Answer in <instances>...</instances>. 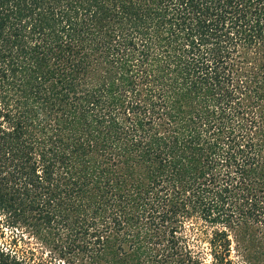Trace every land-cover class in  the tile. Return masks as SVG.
<instances>
[{"label": "trees", "instance_id": "obj_1", "mask_svg": "<svg viewBox=\"0 0 264 264\" xmlns=\"http://www.w3.org/2000/svg\"><path fill=\"white\" fill-rule=\"evenodd\" d=\"M9 228L264 264V0H0V264H28Z\"/></svg>", "mask_w": 264, "mask_h": 264}, {"label": "rangeland", "instance_id": "obj_2", "mask_svg": "<svg viewBox=\"0 0 264 264\" xmlns=\"http://www.w3.org/2000/svg\"><path fill=\"white\" fill-rule=\"evenodd\" d=\"M4 238L1 241L10 242L12 237L17 239V247L28 259V264H73L60 254L59 247L48 244L38 237L27 233H18L10 228L4 230ZM17 233V234H15Z\"/></svg>", "mask_w": 264, "mask_h": 264}]
</instances>
